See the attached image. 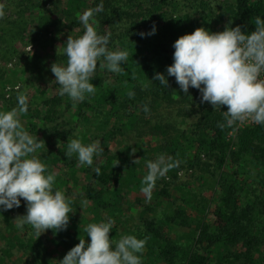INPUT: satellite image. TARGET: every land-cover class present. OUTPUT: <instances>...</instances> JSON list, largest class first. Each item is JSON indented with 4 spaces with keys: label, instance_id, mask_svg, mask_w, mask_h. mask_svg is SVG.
Segmentation results:
<instances>
[{
    "label": "trees",
    "instance_id": "trees-1",
    "mask_svg": "<svg viewBox=\"0 0 264 264\" xmlns=\"http://www.w3.org/2000/svg\"><path fill=\"white\" fill-rule=\"evenodd\" d=\"M100 3L104 10L95 14L94 27L100 35L110 33L108 49L127 51L128 59L121 64L122 74L98 65L91 81L95 94L74 103L59 95L51 65L67 63L65 55L57 54L58 45L62 51L69 35L81 36L85 29L78 16ZM0 5L6 13L0 18V112L17 107V85L21 92L33 88L28 111L19 119L24 130L45 141L35 155L46 174L57 173L53 189L66 195L74 211L66 230L48 229L38 237L31 225L16 227L13 213L27 212L23 199L18 208L0 206V264H59L87 236L89 224L108 220L115 222L113 240L126 235L146 240L138 254L142 264H261L263 255L258 261L255 253L263 251L264 196L253 184L263 185L264 175L254 180L253 169L264 172V124L227 126V106L215 110L202 103L193 87L185 94L166 71L174 63L173 45L180 36L198 27L219 32L209 0H0ZM224 6L227 26L239 25L244 32L255 30L256 17L264 19L263 0H228ZM153 25L155 34L140 35ZM26 45L36 46L33 54L25 52ZM157 72L167 76L168 87L151 80ZM163 106L177 112L187 108L184 114L195 113V120L175 131L174 123L161 116ZM68 139L85 145L99 141L104 152L94 156L91 166L80 164L76 154L71 159L65 155ZM161 155L180 164L157 180L146 203L141 181L147 162ZM205 158L219 170L218 195L199 205L191 193L202 191L176 181L181 169L197 168ZM161 200L169 205L158 212Z\"/></svg>",
    "mask_w": 264,
    "mask_h": 264
},
{
    "label": "clouds",
    "instance_id": "clouds-1",
    "mask_svg": "<svg viewBox=\"0 0 264 264\" xmlns=\"http://www.w3.org/2000/svg\"><path fill=\"white\" fill-rule=\"evenodd\" d=\"M103 10L104 5L100 3L78 16L85 29L83 34L77 38L69 35L62 51L58 45L57 54L67 57L66 64L55 62L51 65L55 82L60 86L59 95H68L74 103L83 101L86 94H95L96 87L91 81L98 65L101 70L106 68L112 73L124 72L121 64L127 61L128 52L110 51V33L100 35L94 27L95 14ZM5 15L0 5V18ZM254 24L256 28L250 33L237 25L219 32L198 27L180 36L173 45L174 63L166 69L167 76H174L185 94L193 87L200 91L202 103H210L215 110L227 106V111L223 112L227 126L249 119L264 124V79L261 78L264 73V19L256 17ZM155 32L153 25L148 33L140 35L144 37ZM25 52L33 54L32 45ZM167 76L157 72L151 80L168 87ZM19 89L17 85V107L0 112V206L3 210L18 208L23 199L27 212L15 218L16 227L23 229L25 224L31 225L39 237L48 229L66 230L69 214L74 211L66 195L53 189L57 173L46 174L45 164L35 155L45 147V141L29 134L21 124L20 115L28 111V95ZM128 95L133 98L135 93ZM144 110L148 111L147 106ZM103 152L99 141L85 145L80 139H68L65 155L71 159L76 154L80 164L91 166L94 156L99 157ZM179 164V160L166 159L164 155L147 162L148 171L141 181L146 203L151 201L157 180L167 178L169 170ZM95 171L100 174L99 167ZM114 224L112 220L89 224L85 228L87 237H80V242L59 260V264H142L138 254L143 252L146 240L134 235L113 240L110 232Z\"/></svg>",
    "mask_w": 264,
    "mask_h": 264
},
{
    "label": "rangeland",
    "instance_id": "rangeland-1",
    "mask_svg": "<svg viewBox=\"0 0 264 264\" xmlns=\"http://www.w3.org/2000/svg\"><path fill=\"white\" fill-rule=\"evenodd\" d=\"M2 1H6V0H2ZM264 1V0H263ZM228 4V0H209V7L212 9V17L215 20H212L213 24H217L218 26V30L221 31L223 29V26L228 25V21H227V13L223 11L224 9V5ZM224 13V14H223ZM36 46L33 45L32 49L35 50ZM31 48V45H26L24 46L23 49L28 50ZM12 63H8L7 65L9 67H12L11 65ZM20 81V80H19ZM49 82H43L41 83V85L48 91V93L50 94L51 92H53V88L52 85ZM20 84V83H19ZM26 89V94L30 95L31 92L33 91L32 87L29 88H25ZM185 106L190 107L189 104L185 103ZM187 110V108H183V112L182 110H179L177 112L176 107H168V106H163V108L161 109V116L163 119L165 120H169L171 122L174 123L175 126V131H177L176 127L178 129H186L190 127L191 122H193L195 120L196 114L195 113H190L188 112L187 114H184V112ZM238 123V122H236ZM231 139L234 140L235 139V130L232 129L231 130ZM120 144V143H118ZM115 148H118L115 146ZM213 160L212 159H208L205 158L204 161L201 163V165L197 168H184L181 169L179 172V176L176 182H187L189 184L190 190H194V191H198L201 190L202 192L200 193H191V195L193 196V203H198L199 205H201V203L205 200L208 199V201H214L217 198V191H218V185H217V176L219 174V170L213 165ZM257 167H255L253 169V175H254V180L258 179V176H261L262 174L264 175V172L257 169ZM59 169V165L56 166V170ZM255 187H257V191L258 188L261 191V195L260 196H264V184L261 185V183L259 184L258 181L255 180L254 184ZM259 198V197H258ZM162 202L160 204H158V212L160 211H164L165 209L168 208L169 203L165 200H161ZM179 203V201H178ZM189 212L192 213H197L196 210H190V208H188ZM15 215L14 218H16L17 216H22L25 215L23 212L18 211L13 213ZM83 214V212L81 213ZM200 213L198 212V215ZM86 217L90 218L92 216L91 212H85ZM81 216H79L80 218ZM78 222H80V220H78ZM47 232V230L45 231ZM43 232V233H45ZM87 236L84 235V238H86ZM88 242L90 243V238H88ZM263 251L262 253L260 252H256L255 253V257L256 259L262 257L264 258V243L261 246ZM61 250L63 251V249L61 248ZM58 252L61 253L60 249L58 248ZM64 254H67L64 253ZM231 258V255L228 256ZM255 259V260H256ZM250 264V263H247ZM261 264H264V260L261 262Z\"/></svg>",
    "mask_w": 264,
    "mask_h": 264
},
{
    "label": "built area",
    "instance_id": "built-area-1",
    "mask_svg": "<svg viewBox=\"0 0 264 264\" xmlns=\"http://www.w3.org/2000/svg\"><path fill=\"white\" fill-rule=\"evenodd\" d=\"M261 78L264 79V73H262ZM252 123H254V122L251 121V120L249 119V120H246V121L243 122V123L238 122V123H237V127H242V126H244V125L252 124Z\"/></svg>",
    "mask_w": 264,
    "mask_h": 264
}]
</instances>
